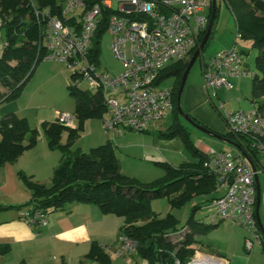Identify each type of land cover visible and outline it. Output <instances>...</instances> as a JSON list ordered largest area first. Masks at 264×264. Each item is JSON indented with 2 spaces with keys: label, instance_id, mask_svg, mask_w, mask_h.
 Instances as JSON below:
<instances>
[{
  "label": "trees",
  "instance_id": "obj_1",
  "mask_svg": "<svg viewBox=\"0 0 264 264\" xmlns=\"http://www.w3.org/2000/svg\"><path fill=\"white\" fill-rule=\"evenodd\" d=\"M63 1L0 0V28L4 31V48L0 53V106L21 95L46 54L41 42L43 30L35 14V8L50 7L65 23H79L77 19L75 20L76 17L63 15ZM97 1L100 0H91L90 4L93 5ZM224 2L234 16L237 32L242 35L241 39L249 40L252 46L258 49L255 64L261 75L256 73L253 76L251 101L253 104L258 103L256 109L260 113L263 104L259 99L264 96V0ZM115 12L118 11L113 8L103 10L102 22L90 53L91 61L96 68L100 66V39L107 32L108 20ZM212 14L211 0L209 20ZM218 16L217 0L215 24L210 39L214 35ZM205 33L206 31H203L200 34L198 44L190 51L189 58L167 64L162 69L158 81L164 82L169 77L175 78L171 87L174 103L171 112L172 122L166 130H160L157 134L166 139L180 137L185 147L198 157L197 160L184 162L177 167L162 162L165 174L156 180L143 182L122 172L112 141L92 147L87 152L80 148L72 150L84 131L86 121L103 119L109 112L103 90L81 89L79 82L82 74L78 71L72 72V82H69L67 87L75 100L76 124L68 127L58 120L45 121L41 124L50 149L62 151L61 160L54 169L51 184L38 182L32 176L19 173L26 188L31 192L30 200L19 207H29L27 211L31 213L43 211L48 214L65 210L72 203L96 204L103 213L124 218L120 233L127 234L138 242L134 254L144 258L148 264H175L177 260L186 263L196 252L203 251L202 246L207 242L200 236L204 237L220 222L210 224L197 219L195 214L201 205L195 204L186 224L179 230L178 217L173 213L160 216L152 210L151 202L155 198L168 197L172 207H182L194 197L207 195L215 197L217 176L205 166L207 154L192 141L188 128L181 121V118H184L180 116L177 106L183 74ZM235 42L237 43V40ZM201 57L203 59V54ZM191 117L199 124L205 125L192 115ZM223 119L225 121L224 117ZM66 132L67 141L63 144L62 138ZM221 135L241 145L253 163L260 166L262 156L257 149L251 148L252 139L230 131ZM40 136V130L33 127L26 117L16 113L3 117L0 120V166L16 162L27 150L37 145ZM260 140L264 143V135ZM259 229L263 235L264 252V234L260 226ZM7 249V246H2L1 252L4 253ZM88 257L99 264H113L110 254L96 241L92 243Z\"/></svg>",
  "mask_w": 264,
  "mask_h": 264
},
{
  "label": "built area",
  "instance_id": "obj_2",
  "mask_svg": "<svg viewBox=\"0 0 264 264\" xmlns=\"http://www.w3.org/2000/svg\"><path fill=\"white\" fill-rule=\"evenodd\" d=\"M90 1H63V15L76 17L79 22L73 24L65 23L50 7L35 8L43 30L41 42L46 49L42 59L63 62L67 69L80 72L92 86L103 90L109 108L103 120L106 132L121 134L123 127L147 131L151 123L173 111V90L158 82L160 73L168 62L189 58L209 24L208 16H198L197 6L210 7L211 0H120L122 6L112 14L106 29L113 38V53L124 66L116 77L100 72L90 57L103 10L113 8L111 0H100L93 5ZM80 7L83 13L78 19L75 10ZM241 37L237 32V38ZM245 67L243 53L233 44L202 61L204 87L233 89L230 77L248 76L251 71ZM224 118L228 131L252 139L251 148L259 151L262 163L254 171L239 150L232 153L209 149L205 166L216 174L217 184L216 196L206 206L212 211V223L231 220L244 228L249 234L245 248L251 251L257 242H262L263 236L256 217L255 175L260 177L264 173V143L260 140L264 135V120L256 108L234 110L225 113ZM57 120L68 127L75 125L74 115L66 112L60 113ZM23 216L32 226L47 224V213L43 211L26 210ZM137 248L134 238L124 233L119 235L117 256L133 255ZM200 256L213 258L203 253ZM196 259L191 264H199Z\"/></svg>",
  "mask_w": 264,
  "mask_h": 264
},
{
  "label": "crops",
  "instance_id": "obj_3",
  "mask_svg": "<svg viewBox=\"0 0 264 264\" xmlns=\"http://www.w3.org/2000/svg\"><path fill=\"white\" fill-rule=\"evenodd\" d=\"M231 44L225 46L224 50L230 48ZM62 74V78L65 79L64 73ZM34 75L33 80L30 79L32 82L35 80ZM27 84L19 97L0 106V120L10 113H16L26 117L29 122L32 118L38 127L45 121L57 120L58 115L64 113L56 109L53 111L52 109L46 110L33 103L32 96L37 88L35 87L33 90V87H28ZM192 92L193 88H189V95H192ZM206 92L210 95L209 89H206ZM261 115L263 117L262 112ZM104 118L86 121L84 131L78 139L79 148L87 152L88 147L91 149L112 141L121 163V170L130 177L143 182H150L165 174L161 165L162 162L177 167L184 162L195 161L187 160L185 145L179 138H162L158 136L156 131L150 130V126L147 131L140 133H134L126 127L122 128L121 134L106 132L103 128ZM211 129L220 134L227 132L220 130L224 129L221 123L218 127ZM44 136L41 134L37 145L27 150L17 162L0 166V264H99L98 261L88 257L94 241L98 242L110 254L113 264H124L116 255L124 218L114 214H105L96 204L72 203L65 210L48 213L47 224L45 225L32 226L23 216V212L29 207L20 208L19 206L30 200L31 192L26 188L19 173L22 171L38 182L50 184L54 169L61 160L62 151L50 149ZM66 141L67 133L63 135L62 143L65 144ZM201 143L202 140H199L196 146L207 154L211 146ZM184 157L185 160H180L181 162L178 164L177 159ZM139 163H143L145 166H141ZM135 167L140 172H134ZM162 170H164L163 174H161ZM152 175L160 176L153 180H147L149 179L147 177ZM197 204L202 207L201 203ZM261 207L260 216L264 225V209L262 211ZM234 237L233 244L236 247L233 248L232 245L231 248L229 240H226L227 242L225 240L214 242L206 240L204 236L202 238L207 242L205 251L222 258L224 264H264V257L261 259L260 255H257L258 253L248 256L245 254V252L250 253L253 249L248 251L245 248L246 235L244 233L239 232ZM2 246L8 248L4 253L1 252ZM134 255L137 254L131 256Z\"/></svg>",
  "mask_w": 264,
  "mask_h": 264
},
{
  "label": "rangeland",
  "instance_id": "obj_4",
  "mask_svg": "<svg viewBox=\"0 0 264 264\" xmlns=\"http://www.w3.org/2000/svg\"><path fill=\"white\" fill-rule=\"evenodd\" d=\"M111 3L115 10L120 9L122 6V1L120 0H111ZM218 7H219V16L217 18L216 27L214 29V35L209 40L208 45L203 51V59L202 57L199 58L195 62L189 73L182 97V108L186 113L192 115L193 117H195L196 119H198L199 121L203 122L205 125L211 128L218 127V125L221 123L224 129H220V130H223L225 132L228 131V128L226 129L227 125L223 119L225 113L240 108H243L244 110H253L254 108H256V106H258V103L253 104L251 101L253 98L252 84H253L254 74L258 73L259 75H261V72L258 71L255 64V57L258 54V49L253 47L249 40L237 38V28H236V22L234 16L230 11V9L227 7L224 0H218ZM196 12L198 16H208L210 12V7L197 6ZM82 13H83L82 7L75 10V14L78 19H80ZM194 19L195 17L193 18V20ZM0 26H1V18H0ZM236 39H237V43H235ZM112 43H113V38L111 34L106 32L100 39L99 47L101 54H100V66L98 67V70L100 72H104L106 75L110 77H116V75H118L122 71L124 66L122 62L118 60L114 55L112 49ZM229 43L230 44L232 43L231 46L233 44H236L238 49L246 52L243 53V57L246 63L245 68L246 69L249 68L251 72L248 76L230 77V80L234 84L233 89L228 90L225 87H218L215 89L210 88L209 89L210 95H208L206 89L203 86L204 83L202 77V61L203 60L208 61L209 59H211L212 56L216 55L219 52L224 51L225 46H227ZM3 48H4V31L1 30L0 28V53H2ZM172 62L173 61H170L167 64H170ZM72 72H73L72 70H69L65 67L63 62H60L58 60H51V61L42 60L34 75L35 78L34 82L31 81L33 80L32 78L27 84L28 87H33L32 88L33 90L35 89V87L37 88V91L32 96L33 98L32 102L39 107H43L46 110L52 109L53 111L56 109V110H60V112H66L71 115H74L75 100L69 94V90L67 87L69 82H72L71 80ZM62 73H64L65 79L62 78L63 77ZM174 82H175V78L169 77L165 79L163 85L166 87H172V85H174ZM79 87L83 90L96 89L94 86L90 84V82L87 79L84 78H82L81 81L79 82ZM189 88H193L192 95H189ZM259 102L263 104V108L261 110L263 117L261 115V112L259 114L260 117L264 120V96L259 99ZM219 112L221 113V115ZM181 121L188 128L190 132V137L192 141L195 143V145L198 143L199 140H202L201 144L211 146V148L214 147L217 150L225 149L226 151H230L232 153H236L238 151L236 147H234L233 145L222 142L214 137L207 135L206 133L200 131L198 128L190 125L184 119L181 118ZM171 122H172V113L169 112L166 118L151 123L149 128H151L150 130L152 131L154 130L156 132H158L159 130H166L171 124ZM30 124L33 127H37L36 123L33 121L32 118L30 119ZM37 128H39L42 136H44L42 131V126L40 125ZM134 133H138V132L134 131ZM175 138L181 139L180 137H175ZM77 143H75V145L72 147V150H76L77 148L80 147L79 144L80 142L78 144ZM185 149L188 156L187 160L198 159V157H196L186 147ZM89 150L90 147H88L87 151ZM177 160L179 164V162H181L180 160H185V157L183 159H177ZM139 165L145 166V164L143 163H139ZM133 171L140 172L137 167H135ZM163 173L164 170H162L161 174ZM158 176L160 175H152L150 177H147L149 178L147 180H153ZM260 181H261L262 199H263L261 208L263 211L264 173L260 175ZM214 195L216 196V193ZM211 197L212 195L210 197H205V196L196 197L194 198L193 201L189 202L188 204L182 207H172L170 203V199L168 197H160V198L152 199L151 207L152 210L155 213L160 214V216H166L168 213L175 214L180 221L179 230H182L181 228L184 226V224H186L189 215L192 211L193 205L197 203H201L202 207L197 210L196 218L202 219L210 224L212 223V211L209 209V207L206 206L210 202ZM219 222L220 224L218 226L213 227L207 232V234L205 235L206 240L208 239L209 241H214V242L216 241L222 242L223 240L225 241L229 240L230 247L232 248L233 245L234 248L236 247V245L233 244L235 241L234 235H237L239 232H241L244 233L246 237L249 236L248 232L244 228L236 225L231 220H222ZM200 238H202V236H200ZM200 246L201 245L199 244V248ZM205 248H207V245L204 244L202 246L203 251L196 252L186 263H182L180 260L177 261H180L181 264H191V262L194 259H196V257L198 256L196 262L199 264H205L203 263L205 257L199 258L201 257L200 256L201 253L207 256L209 255L213 256V259H215V261L216 259L222 261L220 257L206 252ZM254 253H258L257 255L258 256L260 255L259 256L260 258L264 257L262 242H257L250 253L245 252L247 256ZM119 257L122 260V262H124V264H137V262L138 264H148L147 261L138 254L134 256L127 255L124 258H122L121 256Z\"/></svg>",
  "mask_w": 264,
  "mask_h": 264
},
{
  "label": "water",
  "instance_id": "obj_5",
  "mask_svg": "<svg viewBox=\"0 0 264 264\" xmlns=\"http://www.w3.org/2000/svg\"><path fill=\"white\" fill-rule=\"evenodd\" d=\"M212 7H213V14L211 19L209 20V24H208V28L206 30V33L200 43V45L197 47V49L195 50V52L193 53L189 64L183 74L182 77V83L180 85V89H179V94H178V111L181 117H183L190 125L198 128L200 131L206 133L207 135L214 137L222 142L228 143L233 145L234 147H236L237 150H239L246 158L247 160L250 162V164L253 167L254 171H257V167L256 165L253 163V161L250 159V157L247 155V153L243 150V148L241 147V145L237 144L236 142H234L233 140L226 138L225 136L221 135L220 133H217L213 130H211L208 126L205 125H201L198 122H196L190 114L186 113L183 108H182V97H183V93H184V89L186 86V82H187V78L189 76V73L193 67V65L195 64V62L199 59V57L202 56L203 51L205 50L210 37L212 35L213 32V28H214V24H215V15H216V10H217V0H212ZM255 182H256V188H257V207H256V217H257V222L259 224V226L261 227V230L264 234V225L263 222L261 220V216H260V207H261V203H262V188H261V181H260V177L258 174L255 175Z\"/></svg>",
  "mask_w": 264,
  "mask_h": 264
},
{
  "label": "bare ground",
  "instance_id": "obj_6",
  "mask_svg": "<svg viewBox=\"0 0 264 264\" xmlns=\"http://www.w3.org/2000/svg\"><path fill=\"white\" fill-rule=\"evenodd\" d=\"M203 257H205V256H201L199 258H203ZM203 263H205V264H220V262H218V261L216 262L215 260H213V258L212 259L211 258H207L206 259V257L204 258V262Z\"/></svg>",
  "mask_w": 264,
  "mask_h": 264
}]
</instances>
